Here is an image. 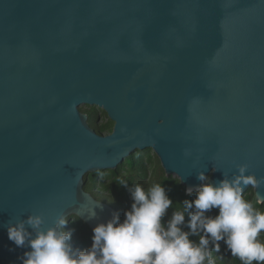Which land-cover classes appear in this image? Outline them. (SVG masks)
<instances>
[{
  "label": "water",
  "instance_id": "95a60500",
  "mask_svg": "<svg viewBox=\"0 0 264 264\" xmlns=\"http://www.w3.org/2000/svg\"><path fill=\"white\" fill-rule=\"evenodd\" d=\"M146 150L193 193L199 172L264 178V0H0V264L30 250L6 230L29 215L119 214L85 179Z\"/></svg>",
  "mask_w": 264,
  "mask_h": 264
},
{
  "label": "clouds",
  "instance_id": "9594fccd",
  "mask_svg": "<svg viewBox=\"0 0 264 264\" xmlns=\"http://www.w3.org/2000/svg\"><path fill=\"white\" fill-rule=\"evenodd\" d=\"M247 172V166L240 165L231 179L225 174L216 184L199 172L197 179L202 183L195 198L178 203L179 210L173 211L166 223L162 218L173 202L165 188L156 183L145 190L135 184L129 189L133 202L123 221L114 214L106 223L98 224L92 230L91 246L83 250L74 249L70 243L72 232L64 230L67 218L45 227L42 215H29L7 226V238L16 248L30 249L18 257L21 264H204L206 260L214 264L209 245L218 253L220 241L242 264H264V238L258 239L264 232V212L242 195L245 187L258 188L264 178ZM182 182L176 175L175 183ZM119 184L127 187L123 179ZM185 192L191 196L193 189ZM256 203H261L259 198ZM191 209L195 211L189 212L188 231H184L185 211ZM213 209H218L217 215H206ZM192 236L199 237L198 243L190 239Z\"/></svg>",
  "mask_w": 264,
  "mask_h": 264
},
{
  "label": "trees",
  "instance_id": "16d2710c",
  "mask_svg": "<svg viewBox=\"0 0 264 264\" xmlns=\"http://www.w3.org/2000/svg\"><path fill=\"white\" fill-rule=\"evenodd\" d=\"M83 113L89 116V125L99 135H109L114 129V123L108 118V115L96 107H89L88 109H80ZM105 119L99 123L98 119ZM127 181V187L119 184L120 180ZM85 190L91 193L97 200L102 201L120 214L121 222L124 219V213L130 210L132 198L129 189L135 184L141 185L145 190L151 187L153 184L159 183L165 188L166 195L172 200V207L169 208L162 218V222L171 219L173 211L177 209V204L183 203L185 200H192L195 198V193L191 196L186 195L185 187L182 184L175 183V177H167L165 170L163 169L159 158L151 151L146 150L144 152H137L128 158L118 169L114 171L99 172L90 174L85 179ZM243 198L253 203V206L264 212V204H257L254 188H251L247 194L243 195ZM195 209L185 211V225H182L184 231H188L186 225L189 219V212H194ZM218 214V209H213L206 215L214 217ZM68 224L65 227V231L72 232V241L76 247L80 250L88 248L92 243V230L79 218L72 217L68 220ZM264 238V232L258 239ZM191 240L198 243L199 237L192 236ZM220 251L217 253L213 246L210 244L211 259L214 264H242L240 259L233 256L231 251L227 248L223 241L219 242ZM207 264V260L204 262ZM253 264H256L254 261Z\"/></svg>",
  "mask_w": 264,
  "mask_h": 264
},
{
  "label": "rangeland",
  "instance_id": "374dc122",
  "mask_svg": "<svg viewBox=\"0 0 264 264\" xmlns=\"http://www.w3.org/2000/svg\"><path fill=\"white\" fill-rule=\"evenodd\" d=\"M88 108H89V107H82V109H88ZM96 108H97V107H96ZM97 109H99V108H97ZM98 121H99V123H100V122H102V121H104V122H105L106 120H105V119H103V118H102V119L100 118V119H98Z\"/></svg>",
  "mask_w": 264,
  "mask_h": 264
}]
</instances>
